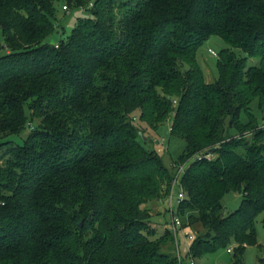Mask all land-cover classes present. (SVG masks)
Returning <instances> with one entry per match:
<instances>
[{
    "label": "trees",
    "instance_id": "1",
    "mask_svg": "<svg viewBox=\"0 0 264 264\" xmlns=\"http://www.w3.org/2000/svg\"><path fill=\"white\" fill-rule=\"evenodd\" d=\"M58 2L87 16L51 44ZM212 35L227 47L207 80L197 49ZM253 99L264 119V0H0V264H180L168 229L151 237L146 204L203 150L217 154L179 178L177 214L204 228L190 254L232 247L243 264L264 212ZM134 113L153 130L171 117L185 142L175 165L144 145ZM31 121L21 143L2 140ZM229 191L241 198L225 212Z\"/></svg>",
    "mask_w": 264,
    "mask_h": 264
},
{
    "label": "rangeland",
    "instance_id": "2",
    "mask_svg": "<svg viewBox=\"0 0 264 264\" xmlns=\"http://www.w3.org/2000/svg\"><path fill=\"white\" fill-rule=\"evenodd\" d=\"M86 13L87 11L84 7H73L66 10L63 8V4L61 2H58L56 4V10L54 13L55 22L58 27V30L54 31L49 36L48 41L51 44H54L60 41L61 39H65L66 36L71 32V29L77 23L78 18L87 16ZM225 47H227V43L223 39H221L217 35H212L197 49V61L203 69L204 76L207 80H213L217 76V54L216 56L210 55V53L208 52V48L213 49L217 53L220 49ZM4 52H6V50ZM235 53L238 57L244 55V52L239 49H235ZM256 63H258V58H247L246 65ZM250 111L260 123L262 120V116L260 109L258 108V102L256 99H253L251 101ZM134 114L135 115L132 119L133 123H135L139 128L143 130V134L146 137V140H143L144 145L150 149H154L158 154H160L166 164L171 163L170 165H175L172 160L177 158V156L182 152L185 142L180 137L170 135L169 127L171 117L167 118V120L161 123L157 127V129L153 130L149 128L144 122H142L136 113ZM240 117L244 121L246 119V114L242 112ZM31 125H34L32 121L18 133L11 134L2 140L9 139L14 143H21L23 138L28 133L29 129H31ZM251 131L246 130L240 133L236 132L234 129H231L230 133H232L235 137L248 138L255 142V139H253L252 137L253 131ZM1 150L2 149H0V153ZM203 152L205 151L203 150L198 153ZM210 152L212 155L217 154L216 151L213 150H211ZM198 153L187 157L183 162L176 165V178L173 182L172 190H170V193L168 195L162 197L161 199H153L146 204V207L150 214V228L155 232V234L151 235L152 238L156 237L159 234H162L164 229H168L167 227L171 223L172 216L174 214L178 215L177 204L179 201H177V193L183 192L185 196V191L181 187L179 181L180 174L193 160H199L197 156ZM184 196L180 199L183 200ZM240 198L241 195L238 192H227L222 197V204L225 212H230L234 208H236L240 202ZM187 213H189L188 209L185 214L179 216L182 218L184 223L183 228H179L177 230L176 237L175 234L168 229L173 235L174 249L172 250V253L177 256L180 261V264H232V253L228 251L226 247L222 246L204 252L199 256H191L189 247L192 242V239H189L188 235H198L199 233L204 231V228H202V226L198 222L187 226ZM262 220H264V212L258 213L255 217L254 227L256 232L257 243L247 245L245 247L241 256L243 264H264V262L261 261V259H264V221ZM152 224H154L155 228H153ZM159 230L161 231L159 232Z\"/></svg>",
    "mask_w": 264,
    "mask_h": 264
},
{
    "label": "built area",
    "instance_id": "3",
    "mask_svg": "<svg viewBox=\"0 0 264 264\" xmlns=\"http://www.w3.org/2000/svg\"><path fill=\"white\" fill-rule=\"evenodd\" d=\"M63 8L64 9H68L67 6L65 4H63ZM208 52L210 53V55H213L215 56L217 53L211 49V48H208ZM260 127H264V119L261 120V123H260ZM198 158L201 159L202 157H205L206 159H212L214 158L215 155H212L210 151H205L203 153H198L197 154ZM184 196L183 192H178L177 193V201H180L181 199ZM183 223L184 221L182 220L181 217H179V215H173L172 216V220H171V223L170 225L167 227L171 232H173L175 234V237H176V233H177V230L179 228H183ZM187 234V233H186ZM194 237L193 234H189L188 235V238L189 239H192ZM232 247H228L227 250L230 251Z\"/></svg>",
    "mask_w": 264,
    "mask_h": 264
},
{
    "label": "crops",
    "instance_id": "4",
    "mask_svg": "<svg viewBox=\"0 0 264 264\" xmlns=\"http://www.w3.org/2000/svg\"><path fill=\"white\" fill-rule=\"evenodd\" d=\"M152 225H153V228H155V227H154V224H152ZM163 229H164V228H163ZM163 229H162V230H163ZM160 231H161V230H159V232H160Z\"/></svg>",
    "mask_w": 264,
    "mask_h": 264
},
{
    "label": "water",
    "instance_id": "5",
    "mask_svg": "<svg viewBox=\"0 0 264 264\" xmlns=\"http://www.w3.org/2000/svg\"><path fill=\"white\" fill-rule=\"evenodd\" d=\"M144 138H146V137L144 136Z\"/></svg>",
    "mask_w": 264,
    "mask_h": 264
}]
</instances>
